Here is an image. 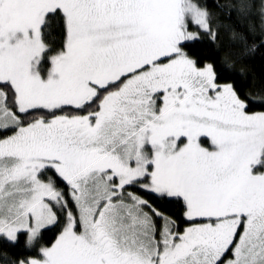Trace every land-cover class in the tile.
I'll use <instances>...</instances> for the list:
<instances>
[{
  "label": "snow or ice",
  "instance_id": "obj_1",
  "mask_svg": "<svg viewBox=\"0 0 264 264\" xmlns=\"http://www.w3.org/2000/svg\"><path fill=\"white\" fill-rule=\"evenodd\" d=\"M0 0V264H264V0Z\"/></svg>",
  "mask_w": 264,
  "mask_h": 264
},
{
  "label": "trees",
  "instance_id": "obj_2",
  "mask_svg": "<svg viewBox=\"0 0 264 264\" xmlns=\"http://www.w3.org/2000/svg\"><path fill=\"white\" fill-rule=\"evenodd\" d=\"M209 7H214L212 0H209ZM251 68L253 73L257 76L264 74V50H261L256 54L255 58L251 62Z\"/></svg>",
  "mask_w": 264,
  "mask_h": 264
}]
</instances>
